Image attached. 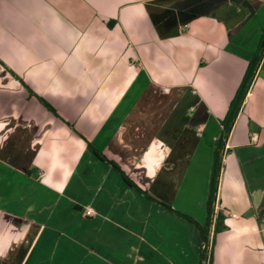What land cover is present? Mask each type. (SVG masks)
Returning <instances> with one entry per match:
<instances>
[{
	"label": "crops",
	"instance_id": "0c3cea01",
	"mask_svg": "<svg viewBox=\"0 0 264 264\" xmlns=\"http://www.w3.org/2000/svg\"><path fill=\"white\" fill-rule=\"evenodd\" d=\"M263 29L264 0H0V264H200L213 144ZM263 69L207 264H264Z\"/></svg>",
	"mask_w": 264,
	"mask_h": 264
},
{
	"label": "trees",
	"instance_id": "16d2710c",
	"mask_svg": "<svg viewBox=\"0 0 264 264\" xmlns=\"http://www.w3.org/2000/svg\"><path fill=\"white\" fill-rule=\"evenodd\" d=\"M112 22L108 23V26H111ZM264 54V29L262 32V35L260 37V40L257 45L256 51L251 55V57L248 60L247 67L245 69L244 75L242 79L240 80V83L228 105V109L224 115V117L220 120V125H221V130L218 135V137L215 139L214 144H213V159H212V167H211V172H210V177H209V185H208V197L206 201V223L204 225V228H200V234L203 243H205V247L202 248L200 252V258L201 260H205L207 256V245H208V236L210 232V227H212V234H215L217 232H220L225 229V225L223 224V218L224 215L222 211L220 210H215V202H216V193H217V188H218V180H219V175L220 171L222 168V152L224 148V143L225 139L228 136V133L230 131V128L233 125V122L236 118V115L243 103V100L246 96V93L248 89L250 88V85L252 83L253 77L256 73V70L260 64V61L262 59V56ZM26 89L28 90V93L30 95H35L28 86H26ZM38 100L55 116L58 114L56 113L55 109L47 103L43 98L35 95ZM94 153L99 157V158H104L102 154L96 150H94ZM107 160L106 158H104ZM114 168L120 171L122 174V177L124 181L130 185H134L128 178L127 176L120 170V168L112 161L107 160ZM161 205L165 206L168 209H171L170 206L159 202ZM177 214L181 215L182 217L189 219L188 216L184 214H180L179 212H176ZM193 223H195L193 220H191ZM196 224V223H195ZM209 259H210V253H209ZM200 264H203L200 261Z\"/></svg>",
	"mask_w": 264,
	"mask_h": 264
},
{
	"label": "built area",
	"instance_id": "2783aa9c",
	"mask_svg": "<svg viewBox=\"0 0 264 264\" xmlns=\"http://www.w3.org/2000/svg\"><path fill=\"white\" fill-rule=\"evenodd\" d=\"M163 91H167V89H163ZM250 141H251L252 143H255V142L257 141V136H256L255 134H253V135L250 137ZM85 214H86V215L91 214V210H90V209H87V210L85 211ZM209 242H210V241H209ZM202 247H205V243H203ZM206 248H207V254H208V252H209L208 245H207Z\"/></svg>",
	"mask_w": 264,
	"mask_h": 264
},
{
	"label": "rangeland",
	"instance_id": "374dc122",
	"mask_svg": "<svg viewBox=\"0 0 264 264\" xmlns=\"http://www.w3.org/2000/svg\"><path fill=\"white\" fill-rule=\"evenodd\" d=\"M261 76L264 77V69H263L262 72H261ZM207 256H208V254H207ZM206 260H207V257H206V259L203 260V261H202L201 258H200V261H201L203 264H207Z\"/></svg>",
	"mask_w": 264,
	"mask_h": 264
}]
</instances>
